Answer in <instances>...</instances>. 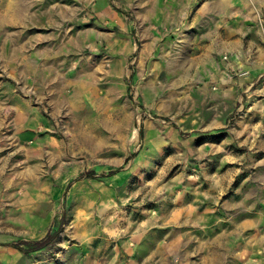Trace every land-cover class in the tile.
<instances>
[{
	"label": "rangeland",
	"instance_id": "1",
	"mask_svg": "<svg viewBox=\"0 0 264 264\" xmlns=\"http://www.w3.org/2000/svg\"><path fill=\"white\" fill-rule=\"evenodd\" d=\"M209 1L87 0L81 20L64 22L71 102L51 132L63 142L51 147V187L63 194L33 213L24 236L46 247L19 243L23 264H264V108L250 94L264 68L242 64L264 48V0H234L228 51L211 41ZM175 8L186 24L167 18ZM143 48L156 68L139 80Z\"/></svg>",
	"mask_w": 264,
	"mask_h": 264
},
{
	"label": "crops",
	"instance_id": "2",
	"mask_svg": "<svg viewBox=\"0 0 264 264\" xmlns=\"http://www.w3.org/2000/svg\"><path fill=\"white\" fill-rule=\"evenodd\" d=\"M177 1L193 4L196 0ZM209 2L217 15L214 24L217 32L210 37L211 41L218 44L222 42L223 50L228 51L233 36L235 1ZM86 4L87 0H0V261L3 264H8V261L11 264H23L26 254L19 249L22 244H18L41 239L25 238V227L30 226L31 220L39 219L33 213L41 204L54 203L56 196L63 192L61 186L51 187V160L54 162V157L59 153L51 147L56 144L57 148L63 147L62 140L54 138L51 132L55 130L52 128L53 120L63 115V108L71 102L65 88L73 67L66 65L63 40L59 37L64 35L63 24L66 20L82 19V15L87 12ZM188 13L186 11L185 14L182 8H175L172 12L168 11L167 18L186 24ZM156 14L161 16L162 11ZM182 37L191 47V35L185 32ZM203 37L199 41L206 43L209 36L203 34ZM260 43L257 45H262ZM76 45L80 47L78 41ZM237 45L240 54L246 55L242 44ZM132 48L134 51L135 46ZM136 58V77L139 80L147 75L148 70H155V66L148 64L144 48ZM242 64L253 72L263 69L264 48L259 47L254 66H248V62ZM74 68L81 75V65ZM215 81L222 82L225 93L230 97L235 85L221 67ZM244 81L240 84H244ZM144 83L146 89L152 92L151 86ZM248 88H244L242 95L237 96L238 101L241 97L247 100ZM250 94L261 96L257 110L263 109L264 82L256 92ZM246 107L247 104H244L243 109ZM258 114L264 115V111ZM190 133L201 131L181 132V135ZM25 211L29 214L27 223Z\"/></svg>",
	"mask_w": 264,
	"mask_h": 264
},
{
	"label": "trees",
	"instance_id": "3",
	"mask_svg": "<svg viewBox=\"0 0 264 264\" xmlns=\"http://www.w3.org/2000/svg\"><path fill=\"white\" fill-rule=\"evenodd\" d=\"M46 240H39V241H28L26 244L29 245L28 249H24L26 252H30V251H34V250H38V249H42L44 247H46V244L44 245H40V243H43L45 242ZM34 242V245H31L33 244Z\"/></svg>",
	"mask_w": 264,
	"mask_h": 264
},
{
	"label": "bare ground",
	"instance_id": "4",
	"mask_svg": "<svg viewBox=\"0 0 264 264\" xmlns=\"http://www.w3.org/2000/svg\"><path fill=\"white\" fill-rule=\"evenodd\" d=\"M135 130H136V133L138 134L139 133V124L138 123H136V125H135Z\"/></svg>",
	"mask_w": 264,
	"mask_h": 264
}]
</instances>
